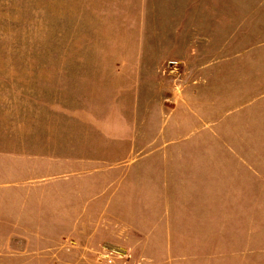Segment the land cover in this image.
Returning <instances> with one entry per match:
<instances>
[{"label":"rangeland","instance_id":"rangeland-1","mask_svg":"<svg viewBox=\"0 0 264 264\" xmlns=\"http://www.w3.org/2000/svg\"><path fill=\"white\" fill-rule=\"evenodd\" d=\"M189 4L148 0L146 17L132 19L133 29L138 20L144 31L117 33L120 19L85 17L93 12L85 2L0 0V182L18 179L28 165L37 172L47 169L44 160L13 163L1 155L13 150L55 158L73 147L85 160L94 159L85 161L86 171L113 169L116 177L122 165L132 171L127 191L100 197V205L111 202L114 209L73 211V218L87 222L81 245L95 247L91 258L68 259L72 251L63 252V243L47 241L60 227L14 225L21 211L12 206L13 194L2 191L0 264H205L219 260L216 254L226 248L245 255L264 245V98L257 99L264 95V50L235 49L253 44V19L228 39L234 49L202 48L190 57V51L172 48L190 37L180 28L189 19ZM234 55L240 58L199 70L219 56ZM155 61H164L159 76ZM117 63L124 64L120 75L114 74ZM219 116L224 117L205 127ZM137 157L143 158L136 163ZM12 165L18 167L13 175ZM186 201L196 208L195 241L174 242L169 250L156 236L140 242L138 230L164 208L187 219L173 209ZM37 234L47 240L23 241ZM88 235L95 240L89 243ZM52 245L61 249L59 258L45 255ZM205 249H214L208 259ZM28 252L37 253L35 262L19 260L17 255ZM167 252L175 260L167 263Z\"/></svg>","mask_w":264,"mask_h":264},{"label":"crops","instance_id":"crops-1","mask_svg":"<svg viewBox=\"0 0 264 264\" xmlns=\"http://www.w3.org/2000/svg\"><path fill=\"white\" fill-rule=\"evenodd\" d=\"M61 0H58V2ZM148 0H77V3H87L88 7L93 9L92 14L85 17L91 18H109V19H120L119 23L115 26L117 30H113L117 33L123 32H143L145 27L142 21L137 20V30L133 29L132 19H142L146 17L145 3ZM175 1V0H174ZM177 1V0H176ZM190 2L187 6L189 18L188 21L182 20L181 30L187 31L190 36L188 41L179 44L178 46H172V48H179L181 50L190 51L189 56L192 57L195 52L202 48L214 49L217 51H222L224 49H234L233 44L228 40L233 38L236 34H239V29L244 30L245 26L250 23L248 19H253L252 23V34H253V44L244 46H235L237 50L244 49H258L264 50V0H185V2ZM179 13H172V16H178ZM79 17L83 16L81 14ZM193 18V19H192ZM175 22L173 20V26ZM158 27V26H157ZM119 28H125V30H120ZM157 32L161 34V29L158 27ZM165 44L169 42L158 41L157 44ZM177 44V43H172ZM202 45L204 47H202ZM158 48H165L157 45ZM239 55L230 56H219L216 60L206 62L200 66L199 70H205L209 67L224 64L227 61L238 60ZM164 61H155L156 63V74L159 76V66ZM193 61H181L183 65H190ZM124 64L117 63L114 66V74H122L121 69ZM198 78H192L191 82H197ZM264 94V93H263ZM264 95L258 94L257 99L263 100ZM235 111L231 110L229 114H233ZM224 116L217 117L214 121L208 122L205 127H210L209 124H216L222 120ZM168 127L167 120L162 124L158 134L163 136ZM203 129L199 127L198 129ZM205 129V128H204ZM203 129V130H204ZM256 129V128H255ZM186 139V138H185ZM77 140V139H76ZM157 140V139H156ZM155 140V141H156ZM175 141H164L163 145H171ZM149 144H152L150 142ZM71 153L68 154L65 151L61 153V157H52L47 154H28L22 155L18 153L17 150L6 153H1L2 156L12 157L13 163L17 162L15 160L23 159L28 162L34 160H44L48 163L47 169L40 170L39 172L31 170L30 166H26L25 170L20 173L18 179L14 181L0 182V193L6 191L12 193V206L16 211H21L18 217H14L13 224L16 226H38V225H50V227H60L59 233L52 235L51 237L45 238L43 235H28L23 239L24 242H34V241H55L56 243H63V252H69L67 257L61 256V258H70L71 256L76 257H94L93 251L95 247L93 245H88L85 248L81 245L85 242L83 239L86 235L84 226L87 224L84 221L83 216L73 218V211H85L92 210L95 208L103 209H114L115 207L111 205H100V197L103 194H117L122 191L124 184L128 178L131 176V169L127 170L122 165L120 169L122 170V175L116 177L114 175V170L101 172V168H96L93 170L86 171L82 166L85 161H92L94 159L85 160L80 157L77 151L71 148ZM132 151H128L127 155L131 158L133 154ZM22 157V158H21ZM16 158V159H15ZM143 157L135 158V162L138 163ZM101 161V160H98ZM126 161V160H124ZM108 162V161H104ZM60 164V170L55 172L54 167L56 164ZM132 164V163H130ZM12 165V175L18 169L17 166ZM101 166V163H100ZM14 168V169H13ZM252 176L257 179L259 171L256 165H252ZM16 169V170H15ZM1 176V174H0ZM99 177L98 180H96ZM126 178V179H125ZM89 179V180H86ZM125 179V180H123ZM127 187L124 188L125 192ZM60 196L59 200L57 197ZM55 198V199H54ZM191 201H186L183 203L176 204L177 206L173 209L184 211V215L187 219L179 220V213L173 212L165 213L166 208H164L163 214L160 212L154 218L156 220H151L147 227H143L138 230L139 240L146 239L148 236H156L160 241L164 242V249H168L170 245L177 241H187L189 243L195 241V234L197 229V220L193 217V212L196 208L189 207ZM183 207V208H181ZM149 209V208H147ZM168 209V208H167ZM36 211L39 212V216H36ZM63 211L62 215L59 216L57 213ZM66 211V213H65ZM72 218V219H70ZM228 218V213L225 215V219ZM100 224V223H99ZM67 226H69L67 228ZM100 226V225H99ZM183 236V237H181ZM89 237V243L95 240L93 236L92 239ZM91 241V242H90ZM57 245H52L44 252L45 255L50 253L49 257L54 259L59 258L58 250L55 247ZM90 246V247H89ZM53 248V249H52ZM65 249V250H64ZM222 250V249H221ZM76 252V253H75ZM174 252V251H169ZM188 252L189 249H188ZM205 258L208 259L209 254H213L214 249L204 250ZM203 252V253H204ZM67 253V252H66ZM24 255H17L19 260L26 262H35L36 252L23 253ZM28 254V255H27ZM198 252L188 253L189 257L191 255H197ZM208 254V255H207ZM215 258L219 260L206 261L205 264H264V245L252 251L245 252V255L241 253L238 255V251L234 248H226L216 254ZM40 256V255H39ZM160 255H158L159 257ZM245 256L244 262L240 259ZM48 257V258H49ZM176 256L166 254L165 261L168 263L169 260H175ZM202 257V256H201ZM211 257V256H210ZM15 257H13L14 259ZM46 258V257H44ZM16 260V259H15ZM61 262V261H60ZM68 264L67 260L64 261Z\"/></svg>","mask_w":264,"mask_h":264},{"label":"built area","instance_id":"built-area-1","mask_svg":"<svg viewBox=\"0 0 264 264\" xmlns=\"http://www.w3.org/2000/svg\"><path fill=\"white\" fill-rule=\"evenodd\" d=\"M171 63H172V64H174V63H175V61H171Z\"/></svg>","mask_w":264,"mask_h":264}]
</instances>
